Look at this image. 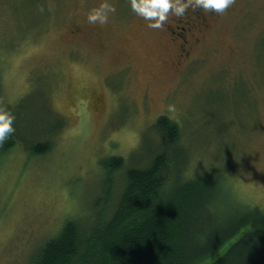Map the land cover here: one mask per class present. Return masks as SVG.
<instances>
[{
    "label": "rangeland",
    "instance_id": "374dc122",
    "mask_svg": "<svg viewBox=\"0 0 264 264\" xmlns=\"http://www.w3.org/2000/svg\"><path fill=\"white\" fill-rule=\"evenodd\" d=\"M109 2L100 25L86 12L101 0H0V107L16 135L0 154V264H31L68 218L109 214L126 170L164 140L161 115L179 130L171 167L214 185L217 213L264 211V0L210 16L187 57L165 24Z\"/></svg>",
    "mask_w": 264,
    "mask_h": 264
},
{
    "label": "trees",
    "instance_id": "16d2710c",
    "mask_svg": "<svg viewBox=\"0 0 264 264\" xmlns=\"http://www.w3.org/2000/svg\"><path fill=\"white\" fill-rule=\"evenodd\" d=\"M152 126L164 140L147 163L126 170L111 212L66 219L31 264H264V211L247 205L217 213L214 185L171 167L177 124L161 115ZM15 141L11 133L0 154ZM103 163L115 173L124 168L122 158Z\"/></svg>",
    "mask_w": 264,
    "mask_h": 264
},
{
    "label": "clouds",
    "instance_id": "9594fccd",
    "mask_svg": "<svg viewBox=\"0 0 264 264\" xmlns=\"http://www.w3.org/2000/svg\"><path fill=\"white\" fill-rule=\"evenodd\" d=\"M232 3L233 0H130L133 11L145 18L152 28L163 27L170 13L182 16L189 7L223 13ZM115 10V5L109 0H101V3L86 12V18L91 24L103 25ZM14 119L9 109L0 107V144L15 131Z\"/></svg>",
    "mask_w": 264,
    "mask_h": 264
},
{
    "label": "flooded vegetation",
    "instance_id": "af4514ba",
    "mask_svg": "<svg viewBox=\"0 0 264 264\" xmlns=\"http://www.w3.org/2000/svg\"><path fill=\"white\" fill-rule=\"evenodd\" d=\"M216 15L214 10L189 7L182 16L170 13L169 19L164 23L178 48L179 57H187L192 46L199 40L198 33L206 29L209 17Z\"/></svg>",
    "mask_w": 264,
    "mask_h": 264
}]
</instances>
